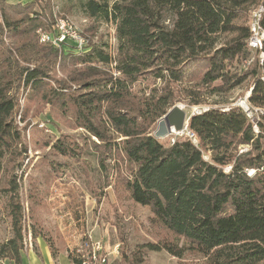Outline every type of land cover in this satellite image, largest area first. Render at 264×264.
I'll use <instances>...</instances> for the list:
<instances>
[{
	"label": "trees",
	"instance_id": "trees-1",
	"mask_svg": "<svg viewBox=\"0 0 264 264\" xmlns=\"http://www.w3.org/2000/svg\"><path fill=\"white\" fill-rule=\"evenodd\" d=\"M258 4L264 7V0H83L86 17L113 23L115 44L88 42L78 53L73 44L61 50L40 44L37 30L46 22L28 12L10 20L20 3L0 0V170L6 154L25 149L15 120V89L23 86L30 97L71 114L76 126L102 141L107 156L119 158L124 191L150 208L153 224L164 233L140 251L164 250L179 258L194 253L208 264H264V56L239 73L228 70L236 59L251 57L247 22ZM3 26L12 46L3 41ZM222 35L229 38L221 41ZM29 51L35 54L33 66L19 59ZM57 65L64 73L60 79L52 75ZM141 78L152 86L136 88ZM246 81L247 103L260 109L254 119L239 105L208 106L187 121L193 137L152 135V125L176 102L200 105ZM49 145L69 162L79 161V150L66 135L46 134L42 146ZM46 162L63 171L58 162ZM10 183L16 189L9 198L13 234L0 243V260L21 264L26 216L32 237L43 238L55 258L60 250L34 226L40 198L31 192L26 215L17 184ZM80 254L76 248L69 252L70 264H80Z\"/></svg>",
	"mask_w": 264,
	"mask_h": 264
},
{
	"label": "rangeland",
	"instance_id": "rangeland-1",
	"mask_svg": "<svg viewBox=\"0 0 264 264\" xmlns=\"http://www.w3.org/2000/svg\"><path fill=\"white\" fill-rule=\"evenodd\" d=\"M81 1L83 0H6V3H20L21 6L16 14H9L10 20L24 18L25 13L28 12L29 16H38L41 21L46 22L44 27L37 30L38 36L40 31H50L54 21L65 18L88 37L89 43L109 41L114 46L113 23L86 17L81 9ZM2 31L4 43L12 46L13 40L9 37V29L3 26ZM228 38L229 36L222 35L220 40ZM38 42L42 45H50L42 43L39 39ZM31 51L24 54V57L19 56V59L28 66H33L35 63V54ZM82 51L84 49H76L78 53ZM259 54V51H251L250 58L256 57L259 60ZM250 58L236 59L228 66V70L239 73L250 63ZM99 67L100 70L111 72L108 67L103 65ZM52 75L60 79L64 73L57 65ZM151 84L152 81L141 78L135 87L148 88L152 86ZM15 91L17 95L15 120L22 130L25 149L17 156L6 154L2 160L0 243L13 234L9 198L11 194L14 196L12 192L16 191L11 189L10 182L14 179L26 215L29 195L34 193L35 197L40 198L39 222L34 226L52 240L56 250H60L56 255L57 258L55 257L57 261L55 264H70L67 254L73 252L75 248L76 251L78 249L77 252L81 251L84 239H87L88 251H95L96 245L101 244L102 250L108 255L106 264H208L206 257L194 253H186L179 258L164 250L140 251V246L144 242L159 241L164 233L153 224L150 208L135 203L124 191L119 176V162H121L119 158L114 153L107 156L102 141L90 135L83 127L76 126L71 114H64L57 105L51 106L38 97H30L29 88L20 86ZM248 93L249 82L246 81L226 94L210 96L206 103L200 105H189L185 101L175 104L182 105L188 114L200 112L208 106L226 108L229 105H239L251 119H254L256 111L259 112L260 109L249 107L246 100ZM243 101L245 105L241 103ZM155 127L156 122L151 127L152 132ZM186 131L185 129L182 134ZM46 134L54 139L66 135V139L76 144L79 161L69 162L68 159L54 153L50 145L43 147ZM111 134L115 136L114 141H119L118 135ZM182 134H172L163 139L172 140V136ZM241 150L246 148L241 147ZM205 158H208L207 154ZM44 159L48 162L50 160V163L58 162L59 168L63 171H57L58 173L53 171ZM224 169L227 171L230 166L227 165ZM30 222V218L26 216L23 223L24 244H28L27 249L31 248L35 251L41 264H52L53 258L48 243L41 237H32ZM117 244L119 252L112 255L111 250ZM24 249L21 264H28L27 258L24 257L27 250ZM91 261L99 264V260ZM2 263L13 264L8 259L0 260V264Z\"/></svg>",
	"mask_w": 264,
	"mask_h": 264
},
{
	"label": "built area",
	"instance_id": "built-area-1",
	"mask_svg": "<svg viewBox=\"0 0 264 264\" xmlns=\"http://www.w3.org/2000/svg\"><path fill=\"white\" fill-rule=\"evenodd\" d=\"M264 11V7L262 11L258 12H250V35L247 40V46L251 51H259V62H262V45H263V38H262V31L264 30L261 26V18ZM38 39L44 44H50L53 47L58 49H65L69 44H73L74 49H84L88 43V37L85 36L78 28L76 31H69L65 28V18L60 19V21H54L52 24V28L50 31H41L39 33ZM252 60V58H250ZM249 59V61H251ZM185 130V129H184ZM183 130V131H184ZM182 131V132H183ZM179 133V134H182ZM190 137L193 135L186 131ZM87 238V237H86ZM28 244H24V248H27ZM83 247L86 249L85 252L79 250L81 256V263L80 264H91V260H99V264H106L108 260L107 252L102 250V246L98 243V248L95 251H88L87 246V239H84L82 244ZM78 251V249H77ZM119 252V245L113 246L111 250L112 255H116ZM5 264V263H2Z\"/></svg>",
	"mask_w": 264,
	"mask_h": 264
},
{
	"label": "water",
	"instance_id": "water-1",
	"mask_svg": "<svg viewBox=\"0 0 264 264\" xmlns=\"http://www.w3.org/2000/svg\"><path fill=\"white\" fill-rule=\"evenodd\" d=\"M241 103L245 105L244 101ZM193 114L194 113L188 114L185 108L180 104L173 105L165 114L157 119L156 127L152 135L156 139H163L169 135L181 133L187 128V121Z\"/></svg>",
	"mask_w": 264,
	"mask_h": 264
},
{
	"label": "bare ground",
	"instance_id": "bare-ground-1",
	"mask_svg": "<svg viewBox=\"0 0 264 264\" xmlns=\"http://www.w3.org/2000/svg\"><path fill=\"white\" fill-rule=\"evenodd\" d=\"M263 9V6L261 4H258L257 6H255L254 8H252L250 10V12H258V11H262ZM57 21H60V19H58ZM248 28L250 29V16L248 18ZM65 28H67L69 31H76V27L71 24L68 19L66 20L65 19ZM262 38H263V41H264V30L262 31ZM263 56H264V52H262V59H263ZM98 248V244L96 245L95 249Z\"/></svg>",
	"mask_w": 264,
	"mask_h": 264
},
{
	"label": "crops",
	"instance_id": "crops-1",
	"mask_svg": "<svg viewBox=\"0 0 264 264\" xmlns=\"http://www.w3.org/2000/svg\"><path fill=\"white\" fill-rule=\"evenodd\" d=\"M26 250H27L26 251V256H24V257H25V259L27 258L28 264H41V261H40L39 257L37 256V254L35 253L34 250H31V248L30 249L26 248ZM50 253H51V250H50ZM51 256H52V254H51ZM52 258H53V260H51V263L55 264L56 259L53 256H52Z\"/></svg>",
	"mask_w": 264,
	"mask_h": 264
}]
</instances>
